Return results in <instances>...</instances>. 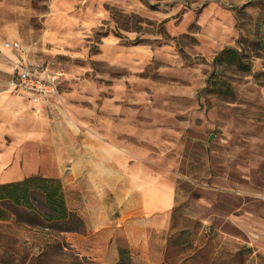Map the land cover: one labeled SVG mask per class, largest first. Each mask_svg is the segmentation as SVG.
I'll return each instance as SVG.
<instances>
[{"label":"rangeland","instance_id":"obj_1","mask_svg":"<svg viewBox=\"0 0 264 264\" xmlns=\"http://www.w3.org/2000/svg\"><path fill=\"white\" fill-rule=\"evenodd\" d=\"M227 48L239 61L216 62ZM15 59L61 74L43 106L10 92ZM12 100L0 154L26 177L0 184V264H99L85 228L44 221L57 184L42 179L98 230L137 176L173 194L152 264H264V0H0V111ZM27 178L32 221L2 188ZM107 237L116 264H144L120 229Z\"/></svg>","mask_w":264,"mask_h":264},{"label":"crops","instance_id":"obj_2","mask_svg":"<svg viewBox=\"0 0 264 264\" xmlns=\"http://www.w3.org/2000/svg\"><path fill=\"white\" fill-rule=\"evenodd\" d=\"M13 51L15 50H9L7 52ZM10 75L11 82L13 76L12 68ZM10 92L16 95V98L21 103H25L31 109L41 107L45 104L43 100L39 104H32L29 98L11 89ZM52 97H48L47 100ZM9 102L13 104L10 103L3 106L0 111L1 116L5 115L6 117L10 113L8 105L17 106L15 100ZM13 113H15L14 110ZM2 127V124H0V135L2 133ZM12 155V152H7V150H3L2 154H0V184L12 181L17 182L26 177L19 166L13 165ZM127 189L128 196L126 198L128 199L127 204H129V209L126 212H122L123 216L119 217L120 219L115 220L110 214L111 216L109 219L107 218L105 223L101 225L99 223L98 230L92 228L89 216L86 214L87 212L85 213L83 208L74 206L73 211L77 213L84 223L86 234L89 238L87 240L92 241L94 246H96V248L94 247L96 249L95 252H97L95 261L99 264H116L118 262V248L107 237V234L112 231L114 232L115 229L121 230L122 235L126 239L130 254L136 256L142 254V262L144 264H152L150 236L152 234L158 235L159 245L161 246L165 243V239L169 234L173 209V194L169 186L164 185L160 180H144L142 176H137L129 181ZM84 206L87 210V202L84 203ZM98 236H104V239H98Z\"/></svg>","mask_w":264,"mask_h":264},{"label":"trees","instance_id":"obj_3","mask_svg":"<svg viewBox=\"0 0 264 264\" xmlns=\"http://www.w3.org/2000/svg\"><path fill=\"white\" fill-rule=\"evenodd\" d=\"M238 53L233 49H223L215 58L216 62L225 63L239 61ZM44 184H57V187L43 188L40 191V195L43 198L42 206L45 210L44 221L50 223L57 233H81L84 231V223L82 219L77 215V213L68 209L66 201L64 199V194L61 191V184L59 181H49L48 179H42ZM34 181L33 178H27L20 183H15L14 185H4L2 188H8L9 192L5 197V200H9L10 203L23 212L26 216L32 221L35 218L30 214V207L28 206V185ZM24 188V191L21 193V190L18 189ZM2 199V198H1ZM0 199V200H1ZM3 200V199H2ZM0 221H5L3 217H0ZM29 225V220L27 222ZM118 251V260L125 253L124 251L117 249ZM118 263V262H117Z\"/></svg>","mask_w":264,"mask_h":264},{"label":"built area","instance_id":"obj_4","mask_svg":"<svg viewBox=\"0 0 264 264\" xmlns=\"http://www.w3.org/2000/svg\"><path fill=\"white\" fill-rule=\"evenodd\" d=\"M2 49L16 51L18 44L4 43ZM12 71L11 90L29 98L32 104H39L42 100L46 102L48 97L56 95L61 80L59 72L47 69L38 71L36 68L22 64L18 60L13 62Z\"/></svg>","mask_w":264,"mask_h":264},{"label":"water","instance_id":"obj_5","mask_svg":"<svg viewBox=\"0 0 264 264\" xmlns=\"http://www.w3.org/2000/svg\"><path fill=\"white\" fill-rule=\"evenodd\" d=\"M211 139H209V141H210Z\"/></svg>","mask_w":264,"mask_h":264}]
</instances>
